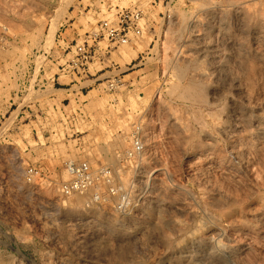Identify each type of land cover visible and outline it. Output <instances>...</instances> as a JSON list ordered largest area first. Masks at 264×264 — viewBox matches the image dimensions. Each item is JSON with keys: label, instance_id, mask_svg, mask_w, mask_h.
I'll return each mask as SVG.
<instances>
[{"label": "rangeland", "instance_id": "1", "mask_svg": "<svg viewBox=\"0 0 264 264\" xmlns=\"http://www.w3.org/2000/svg\"><path fill=\"white\" fill-rule=\"evenodd\" d=\"M154 1L0 0V264H264V0ZM133 5L147 31L91 65L90 121L70 139L58 119L80 103L37 79H77L59 70L63 47ZM112 63L126 77L110 92ZM28 74L22 106H40L18 123L4 105ZM135 131L143 151L130 156ZM67 161L107 168L111 182L66 200L49 180L26 183L30 166L69 179Z\"/></svg>", "mask_w": 264, "mask_h": 264}, {"label": "built area", "instance_id": "2", "mask_svg": "<svg viewBox=\"0 0 264 264\" xmlns=\"http://www.w3.org/2000/svg\"><path fill=\"white\" fill-rule=\"evenodd\" d=\"M165 1L166 0H164V2ZM171 1L172 0H170V2ZM154 3L156 4V0ZM108 11H110V13L113 11L111 6H109ZM101 12L102 11L99 10L98 14ZM144 12L145 11L137 5L126 8L117 6L116 14H112L111 18L100 20L97 29L90 33H86L83 42H72L66 47H63L64 57L67 58V56H71L65 63L58 66L59 70L66 76H75L80 80L89 77L91 74V65L96 63L97 60L102 63L103 59L111 55L117 46L130 45L143 38L148 25L145 21L146 15ZM142 61H144V58L141 59V62ZM134 68L135 66H132L131 69ZM123 74L124 71L110 77L106 89L113 92L116 91L118 87L123 86ZM77 79H74L75 83H78ZM64 86L66 87V85ZM41 88L44 92L47 91L46 87L41 86ZM53 91H57L55 84L53 85ZM44 113L45 112H38L37 114L42 116ZM61 113L62 117L58 119V125H61L64 129L69 128L70 139H74L75 136L79 134V125H84L90 121V116L82 103L78 104L75 110L65 112L61 109ZM31 116L33 117V115ZM48 117L49 115H46V118ZM66 131L67 130L63 132L64 139H60V141H65L66 136H68V133L65 134ZM137 132L138 131H135L133 134L132 139L134 145L128 152L130 156L140 154L143 151V142ZM64 167L69 179L59 183L56 180L48 179L40 169L34 166L26 167L22 170L26 183L29 185H35L39 182L49 180L50 187L53 186L57 193V200H66L75 195L97 192L99 187H101V179L108 183L111 182V171L109 169H93L88 161H67L64 163Z\"/></svg>", "mask_w": 264, "mask_h": 264}, {"label": "crops", "instance_id": "3", "mask_svg": "<svg viewBox=\"0 0 264 264\" xmlns=\"http://www.w3.org/2000/svg\"><path fill=\"white\" fill-rule=\"evenodd\" d=\"M79 35L78 31L75 29V24L74 23H70L67 27H64V33H62V36H60V38L62 39V41L64 43H70L73 41V39L77 38V36ZM117 51V50H116ZM47 58H50V55L45 56ZM105 63V62H104ZM108 70H106L105 73H103L101 76L106 75L107 73H110V75H108L106 78H110L113 75H115V72H120L121 71V67H119L118 65L112 63L110 66H107ZM99 76L96 79H93V81H100L99 78L101 77ZM65 77H69V76H65ZM126 77V76H124ZM34 76L28 74V75H20L18 77H14L11 82H16V85H18L17 89H12L10 91V102L7 105L5 103V109H6V113H8L11 109L12 106H16L14 107V111L12 112L11 116L17 112L20 109V114H18L17 116V122L21 123L22 120L26 119L28 117V115L31 116V114H29L30 112L28 111L29 108H32L33 106H40V104H36V103H30V105H24L22 106V102H24L25 98L30 94V88L32 85V81ZM62 76L61 75H57V73L54 76H50L49 78H45V75H42L41 78L37 79L38 82V86H44L46 88L49 87L50 83H60ZM40 82H42V84H40ZM78 83H75V80H72L69 83H63L66 85L65 88H58L57 91L63 90L66 91V93H64V98L67 100L69 99L70 101L74 100L76 103H83L82 102V98L83 97H87L91 92V91H86L85 87H80L81 84L87 82V80L85 79H79L77 80ZM133 84V82L131 83ZM93 86V85H91ZM74 87H78V89L74 88ZM39 90L43 93L44 90L40 87ZM36 92H38L37 90H35ZM52 100L54 99H58L60 98L58 94H52ZM17 99V100H16ZM85 102V101H84ZM28 111V113H27ZM24 115V116H21ZM33 115V114H32ZM21 117L20 120H18V118ZM3 119V115L0 116V121ZM29 125H34V124H39V119H29L28 123ZM37 144H39V142L37 141Z\"/></svg>", "mask_w": 264, "mask_h": 264}, {"label": "bare ground", "instance_id": "4", "mask_svg": "<svg viewBox=\"0 0 264 264\" xmlns=\"http://www.w3.org/2000/svg\"><path fill=\"white\" fill-rule=\"evenodd\" d=\"M116 10H117V6H116ZM259 123H260V122H259ZM261 124H262V123H261ZM109 185H110V184H109ZM193 242H195V241H193ZM197 247H198V246H197ZM200 247H202V246H200ZM206 248H207V247H206ZM200 249H202V248H200ZM200 249H199V250H200Z\"/></svg>", "mask_w": 264, "mask_h": 264}]
</instances>
